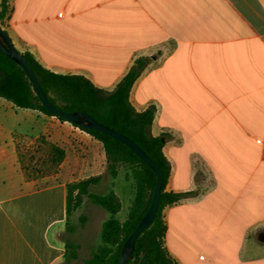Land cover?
Wrapping results in <instances>:
<instances>
[{
  "label": "crops",
  "instance_id": "obj_1",
  "mask_svg": "<svg viewBox=\"0 0 264 264\" xmlns=\"http://www.w3.org/2000/svg\"><path fill=\"white\" fill-rule=\"evenodd\" d=\"M1 28L45 69L106 92L146 60L129 102L154 108L165 190L185 194L163 210L169 255L176 264H264V0H9ZM0 109V169L20 172L24 185L0 196V264H62L67 185L79 178L59 172L35 186L16 146L39 136L99 144L1 98Z\"/></svg>",
  "mask_w": 264,
  "mask_h": 264
},
{
  "label": "trees",
  "instance_id": "obj_2",
  "mask_svg": "<svg viewBox=\"0 0 264 264\" xmlns=\"http://www.w3.org/2000/svg\"><path fill=\"white\" fill-rule=\"evenodd\" d=\"M8 10L9 0H1L0 26ZM21 54L34 72L46 97L56 108L65 112L81 111L89 114L101 124L130 138L159 166L163 174V183L157 214L151 225L136 239L132 256L127 264H176L165 248L167 228L163 210L179 202L185 194H175L165 190L170 166L163 155L164 137H153L150 134L155 114L154 108L137 112L129 102L131 87L143 70L146 60H137L116 88L106 92L83 76L53 73L41 66L31 54ZM0 98L10 102L16 108L35 110L66 122L45 110L23 68L1 51ZM79 129L101 145L106 159V171L112 179L117 177L120 169H126V179L132 181L133 198L123 222L117 218L121 210V202L114 191L102 194L90 192V188L100 181V176L67 185V217L82 203L83 197L109 214L101 226L100 244L91 251L83 264H118L124 242L151 203L156 175L121 142L96 130ZM16 154L25 177L28 180H36L44 173L57 174L66 152L63 147L48 141L45 136H39L31 152L16 146ZM74 193H76L75 196H73ZM72 231V228L66 227L62 236L69 250L67 260L78 257V244L65 237L66 233Z\"/></svg>",
  "mask_w": 264,
  "mask_h": 264
},
{
  "label": "rangeland",
  "instance_id": "obj_3",
  "mask_svg": "<svg viewBox=\"0 0 264 264\" xmlns=\"http://www.w3.org/2000/svg\"><path fill=\"white\" fill-rule=\"evenodd\" d=\"M1 100L8 102L2 98ZM4 113L5 112L0 109V116L5 118L6 115H4ZM52 141H54L53 138ZM34 142H18L17 146L24 151L29 150L31 152ZM55 142L58 143L57 145L60 147H63L67 153L66 165L58 171V173H61L60 179H64V177L70 173L78 177L79 181H81V178L85 177L84 173L89 176H100V181L90 188V192L102 194L113 190L116 191L121 202V210L117 218L123 222L126 219L133 198L132 181L126 179L127 170L120 169L117 177L118 179H112L106 171V164L101 162L105 155L99 143V145L84 143L79 147L72 138L67 141L69 144L56 140ZM70 143L73 146H71ZM56 175L57 174L50 175L44 173L40 178L34 180L35 186H44L52 183L55 181ZM21 178L22 174L20 172L7 171L6 174L0 169V196L24 189ZM26 179L25 177V180ZM75 194L76 193H74L73 196H75ZM108 217L109 214L106 211L93 205L86 197H83L82 203L73 210L67 220V227L72 228L73 231L65 234V237L78 244V257L74 260L66 259L62 264H83V261L89 257L91 251L100 244L101 226ZM68 255L69 250L67 256Z\"/></svg>",
  "mask_w": 264,
  "mask_h": 264
},
{
  "label": "water",
  "instance_id": "obj_4",
  "mask_svg": "<svg viewBox=\"0 0 264 264\" xmlns=\"http://www.w3.org/2000/svg\"><path fill=\"white\" fill-rule=\"evenodd\" d=\"M0 51L4 55H6L9 59L13 60L23 68L32 85L33 90L35 91L36 96L38 97V99L40 100L41 104L43 105V107L47 112L55 116H58L63 120H65L66 122L72 123L79 128L96 130L121 142L122 144L126 145L130 150H132L155 173L156 184L154 187L151 203L147 211L145 212V214L143 215V217L141 218V220L139 221V223L134 228V230L129 235V237L124 242L121 248V255L118 264H127V262L130 260L132 256L136 239L146 228H148L151 225L157 214V210L159 206V198L163 183V174L161 169L153 160H151L145 154V152L134 141H132L127 136L101 124L100 122H98L97 120H95L93 117H91L89 114L85 112H81V111L65 112L56 108L46 97L34 72L27 64L25 57L14 48V46L11 43V40L9 39L7 34L3 31L1 26H0Z\"/></svg>",
  "mask_w": 264,
  "mask_h": 264
}]
</instances>
